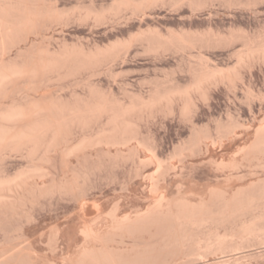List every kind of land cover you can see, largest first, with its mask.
Segmentation results:
<instances>
[{
  "label": "bare ground",
  "instance_id": "bare-ground-1",
  "mask_svg": "<svg viewBox=\"0 0 264 264\" xmlns=\"http://www.w3.org/2000/svg\"><path fill=\"white\" fill-rule=\"evenodd\" d=\"M185 1L193 2L113 0L106 9L88 7L76 13L80 8L60 11L51 0H0V264H253L254 259L264 263V254L252 250L264 246V116L253 124L250 142L238 147L241 160L234 157L219 163L216 155L209 158L210 166L214 164L217 171L220 166L223 171L224 167L233 171L223 180L229 186L216 185L200 192L184 189V184L176 182V193H168L170 175L177 171L174 160L182 162L186 154L196 156L204 147L218 145L219 131L223 136H236V130L244 123L232 121L231 115L229 123L217 127L214 137L207 130L194 128L190 139L175 147L167 160L141 130L144 119L160 109L171 113L178 106L183 116H190L197 108L195 98L199 96L206 102L210 87L220 80L235 85L242 79L238 68L250 66L256 58L264 59V34L251 39L231 32L227 41L241 38L244 48L236 54L237 64L227 69L213 67L201 53H192L209 42V33L170 30L164 34L148 29L93 49L64 43L53 51L38 44L39 40L49 39L48 31L55 23L65 24L74 18L104 22L129 10L140 13L159 4ZM31 34L36 35L37 41L30 42ZM138 41L145 44L148 53L174 50L188 53L189 60L198 59L187 67L191 81L187 85L162 82L154 86L149 97L130 94L128 102L92 83L93 76L110 70L109 63ZM22 44L25 47H20ZM70 78L74 87L70 85L69 89L86 87L88 94L80 96L73 91L71 99L53 95L60 86L65 88L63 81ZM54 87L58 89L51 94ZM15 154L25 164L10 173L7 161ZM73 157L78 167L68 171ZM124 164H131L135 177L145 176L148 192L145 197L141 191L145 197L143 207L126 208L122 199L128 193L123 192L122 199L113 197L107 206L101 201L105 198H101V192H93L91 182L98 171ZM149 166L153 169L146 170ZM242 169L246 173L240 174ZM259 169L262 177L256 172ZM182 175H177L176 180L180 181ZM249 176L257 179L251 181ZM235 178L250 181L234 187L238 181ZM56 200L73 203L77 209L73 217L79 220L72 222L70 218L72 223L65 233L55 229L58 225L55 230L52 228L46 242L41 241V236V240L37 238L45 247L38 250L37 243L36 248L28 243L33 231L28 236L24 226L36 219L35 212L43 201ZM45 254L52 257H44ZM216 256H221V260H211Z\"/></svg>",
  "mask_w": 264,
  "mask_h": 264
},
{
  "label": "rangeland",
  "instance_id": "rangeland-1",
  "mask_svg": "<svg viewBox=\"0 0 264 264\" xmlns=\"http://www.w3.org/2000/svg\"><path fill=\"white\" fill-rule=\"evenodd\" d=\"M51 1L55 3L60 11L71 12L72 10H77L75 8H80V10H77L76 13L84 11L88 7L100 11L102 9L108 8L113 2V0ZM71 20L67 21V23L65 24L55 23L48 31L49 39L46 41L39 40L38 44H40V46H48L53 51L59 49V47L64 43H67L68 45L83 46L86 49H93L95 47H106L110 43L116 42L117 40L128 39L134 33L136 34L139 31H146L148 29H156L164 34H166L170 30H183L190 33L193 32L194 34L196 32V34L209 33V42L202 46H198V50L195 49V51H193L192 53L195 56L198 55V53H201V55L207 58L208 63L213 67L227 69L234 67L237 64L236 54L244 48V41L241 38L233 40L234 42L231 41L232 43L230 41H227V38L228 36H230L231 32L236 31L235 33H241L240 35L243 34L251 39H258L264 34V0H193L192 3H188L185 1L177 5L159 4L150 8L148 7V9H145L140 13H133L131 10H129L124 12L119 17H114L104 22H97L92 18H90L89 20H79L78 18H76V20L75 18ZM33 39L34 41L36 40V35L31 34L30 42L33 41ZM24 45L26 44H22V46L20 47H25ZM16 54L17 50L15 49L12 55L15 57ZM186 55L188 56L189 54L175 52L174 50L160 51V53H148L145 44L141 41H138L135 42L132 47H130V49H128V51H126L122 55V57L116 59L115 61L112 60L113 62L109 63L110 65H108V68H110V70H104L102 71V73H99V75L93 76L92 83L96 84L100 88H103L104 90H106V92L108 90L110 92L113 91V93L124 98V100L127 102L130 100V94H138L147 98L151 95V91L156 84L165 82L168 84L175 83L180 85H187L191 81V75L189 74L187 67H189L191 63L194 64L193 62L197 63L198 59H195L196 61L194 59L189 60ZM238 71L240 72L242 79L238 80L235 85L229 83L228 81L220 80L217 85H213L210 87V96L206 102L205 100L197 96L195 98V101L197 103L198 109L195 108L190 116H183L180 112L179 107L176 106L171 113H169L165 109H160L154 114L153 117H147L142 122L141 130L143 135L147 139H149V141L154 143L157 152L159 151L158 153L161 154V156L165 160L170 159L175 147H178L180 144H183L190 139L194 128H201L202 130L204 129V131L207 130L208 133H211V136L214 137L217 136L216 134L218 133L217 127H221V124H226V121L227 123H229V117L231 115V117L233 118V120L231 118L232 121L235 120V122L237 121L239 122V124L244 123L241 124V127L236 130V136H234L235 134L230 135V137L223 136L219 131L218 145L209 146L208 148L204 147L202 150L204 152L201 151L199 154L197 153L196 156H189V154H186L182 162L178 159V161L174 160V164H176L177 162V171L172 172V174L170 175L171 178L169 177L171 179V182L173 183L172 184L169 180V183H171L168 185L169 194L176 193L178 188L176 182L184 184V186H182L185 187L184 189L188 187L189 190L192 189L196 192L206 191L208 190L207 187L210 189V187L213 188V186L215 187L216 185L224 186L225 184L226 186H229L227 184L230 183L226 184L224 182L225 176L229 173H232L233 171L231 172V169L227 167H224L223 171L221 166L219 167L220 171H217L214 164H212V166L215 167L210 166L211 162H209V158H216L217 156L219 163H227L228 160L232 161L234 157H236L235 160H241L242 154L239 153V148L241 149V147H243L248 141L250 142V140L252 139L251 137L253 124H255L259 118H262L264 116V59L256 58V60H254V62L250 66H243L242 68H238ZM83 76L86 77L87 74H84ZM65 81H63L65 83V88L61 89V86L58 85V83L56 86H60V89L55 88V86L54 90H50L51 94L52 91H55L57 89L58 91L53 92V95L61 96L66 99H71L73 91L76 93L78 92L77 94H79L80 96H86L88 94V91L86 90L88 88L86 87V89L82 86L76 87V91L75 89H69L68 86H70L74 82L72 78ZM62 83L60 84L62 85ZM73 87L74 86H72V88ZM50 91L48 95H50ZM250 127L252 129H249ZM245 130L249 134L246 133ZM232 141L233 143H231ZM240 141L241 143H238ZM221 143L223 144V147ZM226 148L228 150H226ZM231 154L232 156L229 157V155ZM19 156L20 155L15 154L8 159L7 163L10 173H15L20 168V166L25 164V160L21 156ZM74 158L75 157L71 158L69 161L67 168L68 171H72V169L76 166L78 167V161L76 158L75 161H73L74 163L71 164L72 159L74 160ZM187 161L191 162L188 163ZM202 163H205V165H207L204 166V164ZM189 164L192 166V168ZM194 165L197 167H195ZM208 165L210 167H207ZM130 166L131 164H124L118 168H104L103 170L98 171L96 175L93 176L91 182L93 192L98 194L101 192L100 195H103L105 197L101 201H105L106 204H109L107 206L111 205L113 201H110L113 200V197L115 200L118 199V197H123L125 193H128L126 194L127 196L125 195L123 199H120H122V203L124 202L123 204L124 206L126 205V208H131L132 206L136 207L137 205H140L136 207L138 208L145 205L144 201L148 192L146 190V187L144 186L145 176H139V178L135 177L132 168L130 169ZM181 167L183 168L181 169ZM187 167H189V169ZM184 168H186V170ZM151 169H153V167L151 166H149V168H146V170ZM193 169L195 170L193 171ZM244 170L245 169H242V171L239 170V172H241L240 174H243V172L246 173V170ZM225 171H227V173ZM256 172H258L261 177L263 176L262 170L259 169L256 170ZM235 173L237 174L238 172L236 171L234 172V174ZM180 174H184L180 177L181 182L177 181L179 180L178 178ZM176 176L178 178H175ZM260 176L257 175V177ZM247 178H250V176ZM247 178L242 182L235 178L236 180H234H238L240 183H238V181H234V184L232 183L233 180L231 181V183L234 184V187H238L242 186L243 184H247L251 179H257L255 177H251L250 180H247ZM189 185L191 186V188ZM198 186L200 187L198 188ZM141 187L143 188V190H141ZM174 187L176 189H174ZM171 188L174 190H170ZM141 191L144 194L146 193L145 197ZM103 196L101 198H103ZM136 199L139 200L136 202ZM54 202L56 203V205ZM54 202L50 203V201H43L42 206L35 212L36 219L33 220L32 224L28 223L24 226V231L28 233V236L32 231L33 233L35 232L34 234L37 233L36 236L33 233V235L31 234L29 236L28 240L30 241H28V243L31 242L30 244H32L33 247H35V244L37 243V248H35L38 250H42L45 248L42 244H39L40 241L38 240H41V237L43 238L41 241L46 242L49 234L53 230L58 229L60 231L66 232L68 229L67 226H69L74 220H79L74 219L73 217V215L76 217L77 214V209L75 208L74 210L73 207L75 206L73 203H70L68 200H56ZM133 207L132 209L135 208ZM68 218H71L72 222L70 219V223H68ZM38 223H42L43 225H39ZM64 224H66V226ZM35 226H37L36 229ZM42 226L45 227L43 228ZM32 228H34L35 230ZM27 230L30 231L27 232ZM77 239L80 241L81 238L78 237ZM32 240L35 243H33ZM255 248H252L253 251L255 250L257 252H255V254H264V246H257ZM41 255L43 257V253H41ZM46 256L50 258L52 257L50 254H45L44 257ZM214 258H216L215 261L221 260V256L211 257V260H213ZM57 259L60 262L63 261L61 257ZM253 264L264 263H262L258 259H254Z\"/></svg>",
  "mask_w": 264,
  "mask_h": 264
}]
</instances>
